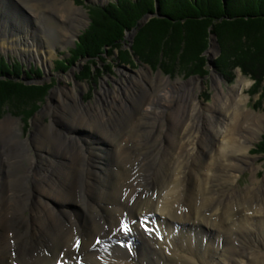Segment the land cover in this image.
<instances>
[{
  "label": "bare ground",
  "instance_id": "6f19581e",
  "mask_svg": "<svg viewBox=\"0 0 264 264\" xmlns=\"http://www.w3.org/2000/svg\"><path fill=\"white\" fill-rule=\"evenodd\" d=\"M13 2L56 24L51 38L0 25L2 46L27 60L52 62L53 49L84 26V12L70 0ZM140 77L143 95L129 94L133 106L123 99L104 109L101 98L84 103L75 87L55 90L58 103L41 112L53 119H36L31 142L17 137L18 122H1L0 264H213L220 257L222 264H242V257L264 264L255 244L262 242L256 231L264 233V190H251L260 183L254 179L246 190L234 184L251 166L262 121L237 99L244 78L226 98L217 91L203 115L192 103V80ZM210 242L216 245L205 256Z\"/></svg>",
  "mask_w": 264,
  "mask_h": 264
},
{
  "label": "rangeland",
  "instance_id": "374dc122",
  "mask_svg": "<svg viewBox=\"0 0 264 264\" xmlns=\"http://www.w3.org/2000/svg\"><path fill=\"white\" fill-rule=\"evenodd\" d=\"M15 1L18 2V0ZM70 1L74 2V4L80 7L84 12V26L80 29L76 37V31L74 32L72 40L67 44L53 49L52 62L48 64L39 61V59L27 60L22 58L16 51L12 52V50H6L2 46L3 36L0 33V80H4L3 83L25 88L38 87L40 91L43 89L42 96L36 92L28 91V93L18 97L13 96L8 102L0 104V124L5 119L18 122L21 132L17 134V137L31 142V140L34 139L36 126L38 124L35 122L36 119L38 118L39 123L42 125H48L53 119V116H43L41 112L47 104L56 105L58 103L57 98H54L55 96L53 95L55 90L64 88L65 91H69L71 88L74 89L75 87L82 93V101L84 103H94L96 98H101V106H104V109L117 108V104H121L123 99L128 100V102L130 101L128 99L129 94L143 95V89L137 87L138 81L141 78V71L148 73L149 78L153 77L154 79L163 76L165 78H170L172 81H179L178 83L184 84L192 80V103L196 105H194V108H197L200 113L206 115L210 113V110L214 106V96L216 92H223L226 98L230 93V87L236 84L237 79L240 80L239 77H242L244 78L242 82L243 91L240 89L241 92H238L239 95L237 94V99H242L245 103V108L250 109L258 116L260 115L262 121L258 123L261 128L258 127L260 133L259 137L255 139L251 145L252 149L249 157L251 166L237 173L234 184L236 188L246 190V187L251 185L254 179L258 180V183H260L251 190L257 189V192L260 191V189L261 192L264 190V77L258 82L251 75L243 73L240 67L233 66L232 58L228 59L229 57H226L228 54H243L242 52L245 53L248 49V55L252 58L250 59L251 65L260 64L258 58H262L264 49H261L263 51L262 53L255 55L254 52H256V50L252 49L250 46H246V43L249 44V41L254 40L258 43L260 42L261 46H264V28H262L261 31V29H259L260 27L258 28L256 25L260 32L257 28L253 27L251 28V31H255L253 34L242 36L231 34V36L225 37L228 42L224 44L218 32L221 34L225 32L226 34L227 31L223 28L214 27L212 24L205 25L204 31L209 32L208 38L205 37V34H201L202 37L204 36L203 39L205 40H202V42L200 41L203 44L196 46L200 48V52H195V50H193V52L192 42L187 44L188 39L184 37L178 40L176 35H179V32H177V27H174L170 28V31L173 32L174 35L173 33L171 35H163L159 41L161 43V45H159L160 50L157 51L155 49L153 51L148 44L139 45V40L145 37L147 40L150 39V31L154 30L147 25H149L150 21L152 23L155 22L152 20L154 17L170 19V15L163 13L160 0H154V12H148L136 18L139 20L134 26L121 27L125 25H119L118 33L114 35L112 29L116 27L113 23H106L107 28L103 26V23L100 25L101 27L99 25H97L96 28L92 27L93 22L96 21L92 15V10H94L95 7V10H99L100 7L105 14L110 4L116 5L122 0ZM131 1L136 3L140 0ZM186 1L192 5H197L201 2V0ZM222 1L226 7L228 0ZM176 2H178V0H176ZM158 12H160L159 15L157 14ZM45 15H48V13L45 12ZM119 16L124 18L122 14ZM101 17L98 16V19ZM226 18L231 21V24L232 22L234 24L237 22H234L235 20L230 17ZM223 19L224 18L220 19V21L222 22ZM101 20L103 21L104 19ZM69 24L72 26L71 23ZM260 24H262V26L264 25L263 22ZM260 24L259 26H261ZM0 25H7L14 33L22 32L19 29L23 26L25 30L29 32L34 28L38 31V34L40 33L42 38H51L50 31L52 29L56 30V24L48 23L47 20L40 15L35 16L31 11L26 10L25 7H18L13 0H0ZM102 28L104 30L101 32L100 30ZM90 29L93 32L92 34H90V32L86 37L85 34ZM67 30H69V27ZM62 35L64 34L62 33ZM91 35L93 37H91ZM55 37L56 36H54V38ZM114 38V44H103L106 40H112ZM83 40L85 41L84 44L86 47L79 48L78 44L81 41L83 42ZM206 40L207 42H205ZM239 40H241V42ZM97 42H101V45L103 44L104 46L102 45L100 48L96 45L94 48L88 46H92ZM196 42L199 41L197 40ZM225 46H227L226 49H224ZM93 50H98V52L92 53ZM183 57L187 58L184 59ZM197 57L201 59L200 68L197 64H194L195 58ZM256 67L258 68L259 66ZM257 71L259 72L260 69ZM147 79L146 77V80ZM187 86L188 85L185 87ZM193 86L195 88H193ZM129 103L133 106L131 102ZM170 111L171 108H166V115H169ZM107 144H109V146ZM101 145L104 147L107 146V148L110 147V143L107 141H103ZM31 153L33 154L34 152L32 151ZM180 176H182L181 173L178 174V177ZM208 182L214 184V182ZM27 214H29V212H26V215ZM261 216H263L262 226L264 228V213L260 215V220ZM203 227L207 229L206 226L203 225ZM235 233L240 234L239 232ZM256 233H258L262 239V242L255 241L257 249L260 250L258 256L264 257V233L261 231V228H259ZM241 236L243 240H247L248 244L253 245V242L251 243L252 239H249L251 235L246 233V235L241 234ZM256 238H258V236ZM206 242L207 240H205V243ZM221 242L222 241L218 242L220 250L224 245V242ZM236 242V245H240L242 253L248 255L249 250L244 246V241L236 240ZM215 245L214 242L208 243L203 248L202 253L208 256ZM235 249L237 250V248ZM195 257L203 260L201 255L197 256L195 254ZM247 258L248 257L241 258L244 259L241 260L242 262L245 261L242 264H248ZM195 260L198 262L196 258ZM212 261L213 264H222V257H220L218 262L215 258ZM229 261V264H233L237 262V259L234 258Z\"/></svg>",
  "mask_w": 264,
  "mask_h": 264
},
{
  "label": "trees",
  "instance_id": "16d2710c",
  "mask_svg": "<svg viewBox=\"0 0 264 264\" xmlns=\"http://www.w3.org/2000/svg\"><path fill=\"white\" fill-rule=\"evenodd\" d=\"M160 1H161L160 4L162 5L163 13L166 15H170L169 16L170 19H164V18L160 19L159 17H154V19L152 20L155 22L152 23L150 21L149 25H147V26H150V28H153L154 30V31H152L151 29H150L151 31L149 30L151 33L150 39L147 40L145 37L139 40V45L148 44L151 50L153 51L155 49L157 51L160 50V47H159V45H161V43L159 42L160 39L162 38L163 35L165 36V34L171 35L173 32L170 31L171 30L170 28H174V27H177V32H179V35H176V38L178 40L183 39V37L188 39L187 44L192 42V51L195 50V52H200V48L196 46L203 44L201 42L202 40H205L203 39L204 36L202 37L201 34L202 35L205 34V37L208 38L209 32L204 31L205 25L212 24L214 27L216 26L218 28H223L225 31H227L226 34L225 32L223 34L218 32L219 36L223 39L222 43L224 44L228 42L226 38L227 36H231V34L238 35V36L248 35V34L255 33V31H251V28L253 27L257 28L258 26V28L260 27L259 29H261V31H262V28H264V25L262 26V24H260L261 22L264 23V0H228L226 7L224 6V2L222 0H201V2L197 5H192L186 0H181V1L178 0V2H176V0H160ZM153 6H154V0H140L136 3L131 0H122L120 1V3L116 5L110 4L105 14L102 12L100 7H99V10H95L96 9L95 7V9L92 10V15L94 17V20L96 21L93 22L92 27L96 28L97 25L100 26L103 23V26L107 28L106 23H113V25H115L116 27L112 29V33L114 35L115 33H118V29L121 25H125L121 27L134 26L139 20L136 18H138L139 16H143L145 13L152 12V11L154 12ZM118 13L119 15L122 14L124 18H121L118 15ZM98 16H100L101 18L98 19ZM226 17H230L231 19L235 20L234 22L236 21L237 22L235 24L232 22L231 24V21L227 20ZM222 18L224 19L221 22L220 19ZM101 19H104V20L102 21ZM259 24L261 26H259ZM94 28H91V29L95 30ZM91 29L85 34L86 37L88 36L90 32H91L90 34H92L93 31H91ZM102 30L104 29L102 28L100 31L102 32ZM91 37L93 36L91 35ZM114 40L115 38L112 40L108 39L103 44L112 45L114 44L113 42ZM197 40L199 42H196ZM239 41L241 42V40ZM84 42L85 41L83 40V42L81 41L78 44L79 48L86 47ZM205 42H207V40ZM237 44H240V43H237ZM95 45L98 46L99 48L102 46L101 42H97L93 44L92 46L91 45H88V46L91 48H94ZM246 46H250L252 49L256 50L257 53L254 52L255 55L262 53L263 51L261 49H264V46H261L260 42L258 43L254 40L249 41V44L246 43ZM226 48L227 46H225L224 49ZM97 52L98 50H93L92 53H97ZM242 53L243 54H237V55H230V54L228 55L223 54V55H226V57H229L228 59L232 58L233 66L235 65V66L240 67L243 73L251 75L252 77H254V79L260 82L262 78L264 77L263 75L264 55L262 56V58H258L259 59L258 61L260 62V64L251 65L250 59L252 58L248 55L249 53L248 49H247V52L245 53L242 52ZM194 64H197L200 68L201 59L198 57L195 58ZM256 66H259V67L257 68ZM258 69H260L259 72L257 71ZM0 81H1L0 82V104L8 102V100L12 98L13 96L18 97L20 95L28 93V91L36 92L37 94L42 96L43 89H41L40 91L38 87L37 88L36 87L35 88H32V87L25 88L22 86L3 83L4 80L3 81L0 80Z\"/></svg>",
  "mask_w": 264,
  "mask_h": 264
},
{
  "label": "snow or ice",
  "instance_id": "6c2138e0",
  "mask_svg": "<svg viewBox=\"0 0 264 264\" xmlns=\"http://www.w3.org/2000/svg\"><path fill=\"white\" fill-rule=\"evenodd\" d=\"M121 224H122V228H123V230L125 231V233H127V231H130V229L128 228V225H127V224H124L123 222H121ZM142 227H144V230H145L146 232H150V231H152L151 229L147 228L146 225H142ZM97 242H99V241H97ZM79 244H80V241L77 239V241H76V246H78ZM122 246H123V245H122Z\"/></svg>",
  "mask_w": 264,
  "mask_h": 264
},
{
  "label": "water",
  "instance_id": "95a60500",
  "mask_svg": "<svg viewBox=\"0 0 264 264\" xmlns=\"http://www.w3.org/2000/svg\"><path fill=\"white\" fill-rule=\"evenodd\" d=\"M158 11H159V7H158ZM158 15L160 14V12L157 13Z\"/></svg>",
  "mask_w": 264,
  "mask_h": 264
}]
</instances>
